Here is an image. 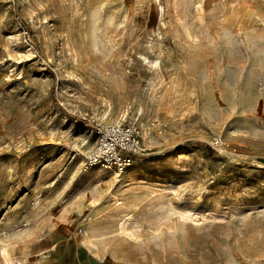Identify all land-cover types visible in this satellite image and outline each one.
Here are the masks:
<instances>
[{
  "label": "rangeland",
  "instance_id": "1",
  "mask_svg": "<svg viewBox=\"0 0 264 264\" xmlns=\"http://www.w3.org/2000/svg\"><path fill=\"white\" fill-rule=\"evenodd\" d=\"M0 264H264V0H0Z\"/></svg>",
  "mask_w": 264,
  "mask_h": 264
},
{
  "label": "built area",
  "instance_id": "2",
  "mask_svg": "<svg viewBox=\"0 0 264 264\" xmlns=\"http://www.w3.org/2000/svg\"><path fill=\"white\" fill-rule=\"evenodd\" d=\"M93 127L96 145L84 159L89 169H109L120 179L136 160L148 154L141 130L132 121L96 122Z\"/></svg>",
  "mask_w": 264,
  "mask_h": 264
},
{
  "label": "bare ground",
  "instance_id": "3",
  "mask_svg": "<svg viewBox=\"0 0 264 264\" xmlns=\"http://www.w3.org/2000/svg\"><path fill=\"white\" fill-rule=\"evenodd\" d=\"M143 136H144V138H145V140H147V141H149V142H152L153 141V137L152 136H150L149 134H148V132H144L143 133ZM123 177V176H122ZM115 196V195H114ZM119 204H122V201H118L117 202V205H119ZM87 237V236H86Z\"/></svg>",
  "mask_w": 264,
  "mask_h": 264
},
{
  "label": "crops",
  "instance_id": "4",
  "mask_svg": "<svg viewBox=\"0 0 264 264\" xmlns=\"http://www.w3.org/2000/svg\"><path fill=\"white\" fill-rule=\"evenodd\" d=\"M98 258V257H97ZM99 259V258H98Z\"/></svg>",
  "mask_w": 264,
  "mask_h": 264
}]
</instances>
